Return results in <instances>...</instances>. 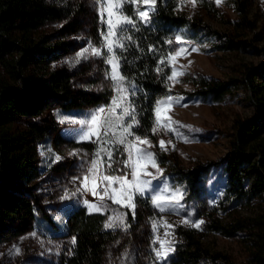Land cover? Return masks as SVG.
Masks as SVG:
<instances>
[{
    "label": "rangeland",
    "instance_id": "obj_1",
    "mask_svg": "<svg viewBox=\"0 0 264 264\" xmlns=\"http://www.w3.org/2000/svg\"><path fill=\"white\" fill-rule=\"evenodd\" d=\"M76 3L82 9L76 31L67 36L61 35L59 29L63 22H50L39 30L41 34L49 35L53 42L70 45V50L52 65L71 74L68 101L53 102L38 116L19 119L12 125L13 130L29 128L32 132L36 143L35 194L49 220L37 215L27 233L1 241L0 264H60L62 256H67L74 245V235L80 231L94 230L107 231L113 237L106 245L102 264H163L172 251L166 252V258L157 257L155 249L160 248L157 239L170 242L173 249L175 227H193L197 220L204 222L199 228H193L199 231L205 247L225 254L234 262L244 261L254 230L245 226L225 234L209 228V225L217 221L221 227L228 228L235 222L264 214L263 201L257 197L250 198L247 184L239 196L228 202L225 198L228 186L225 157L235 141L236 123L250 120L255 112L241 79L246 67H258L264 62V0H252L246 20L242 22L233 7V0H222L219 5L215 0H197L195 6L191 0H177L180 13L201 20L214 33L203 27H183L175 34V37L181 35L188 43H177L174 37L172 51L183 47L188 54L176 61L168 58L170 74L175 65L178 82L167 81L168 93L161 100L180 98L169 113L174 122L172 127L180 135L158 129L155 133L151 131L154 141L147 137L152 147L142 145L146 151L155 153L156 162L163 173L161 176L155 168H149L156 179H144L151 180L155 185L158 194L168 202L165 204L168 210L160 212L151 199L154 193L148 191L144 196L137 193L134 197V214L130 208L122 207L107 198L101 201L98 196L85 191L82 181L76 179L91 167V162L97 159V152L104 160L100 165L101 172L121 175L129 171L124 167L128 156L127 145L115 142L122 129L114 127L116 136L109 134L102 137L101 141L95 138L81 140L78 139L82 130L80 124L69 123L68 120L60 122L61 117L73 121L88 119L91 114L103 108L105 112L99 122L110 120L116 125V117L122 116L124 107L130 105L129 95L133 90L125 79L123 87L126 91L120 94L116 92L115 82L106 78L110 65L102 56L92 55L91 51L83 57L77 56L90 43L94 47L101 46V32L106 30V25L101 23L99 6L95 0H77ZM206 3L209 8H204ZM236 22H240L237 27L234 26ZM193 48L198 50L193 51ZM102 52H107V49L102 48ZM200 76L222 82L232 81V86L221 100L202 98L193 82ZM120 95L125 99L120 101L119 107L113 109V101ZM130 120L129 116L123 117L124 123ZM89 126H83V130ZM128 139L133 140L134 137ZM161 139L171 141L167 151L160 148ZM101 149L112 153L111 168L107 167V152ZM57 155L61 157L59 161L55 160ZM160 155L166 157L163 165L160 164ZM173 165L182 169L208 165V173L203 180V197L205 208L211 209L209 216L195 212L192 202L186 198L185 186L177 181L171 171ZM77 188L80 191L77 192ZM162 188L164 190L160 191ZM102 189L103 181L100 182L99 190ZM65 192L68 198L62 199ZM73 192L76 194L72 195ZM177 200L178 204L175 203ZM110 223L114 226H106ZM166 224L171 227H166ZM33 233L37 235L33 236ZM13 245L21 249L19 254H10L14 252ZM126 253L131 259H125Z\"/></svg>",
    "mask_w": 264,
    "mask_h": 264
},
{
    "label": "trees",
    "instance_id": "obj_2",
    "mask_svg": "<svg viewBox=\"0 0 264 264\" xmlns=\"http://www.w3.org/2000/svg\"><path fill=\"white\" fill-rule=\"evenodd\" d=\"M77 0H0V242L27 233L37 215L49 220L36 198V143L29 128L12 129L22 118L38 116L53 102H67L71 88V74L54 68L53 63L70 50L68 43L52 41L39 32L50 22H63L61 35L77 30L78 16L82 13ZM252 0H233V7L246 20ZM135 5L125 4L126 15L133 16L136 24L126 25V33L119 37L124 48L115 47L120 57V70L133 90L129 103L135 109L138 124L132 131L154 141L151 133L156 102L168 93L170 74L168 54L174 47L179 28L212 29L201 20L177 10V0H158L151 20L145 23L134 15ZM209 8V5L204 6ZM240 22L234 23L237 27ZM125 37H130L127 39ZM171 40L172 43H168ZM236 48V45L234 46ZM164 63H161V61ZM159 69V70H158ZM202 98L221 100L232 86L200 76L193 81ZM241 83L249 93L255 112L252 118L235 126V141L225 157L228 175L226 201L239 196L247 184L250 198L264 203V62L258 67L244 69ZM166 163L160 155V164ZM208 165L182 169L173 165L171 171L185 186L186 198L195 212L209 216L205 208L203 180ZM249 226L254 230L247 257L234 262L219 251H211L201 241L199 231L190 226L175 227V243L171 255L163 264H264V214L221 227L214 221L209 228L231 233ZM75 242L60 264H102L107 243L113 238L107 231H80Z\"/></svg>",
    "mask_w": 264,
    "mask_h": 264
},
{
    "label": "snow or ice",
    "instance_id": "obj_3",
    "mask_svg": "<svg viewBox=\"0 0 264 264\" xmlns=\"http://www.w3.org/2000/svg\"><path fill=\"white\" fill-rule=\"evenodd\" d=\"M222 0H215V3L219 5ZM95 3L99 6V16L101 23L106 25V30L101 32L102 44L100 47H94L89 44L88 48H85L82 52L77 53V56L83 57L85 53L91 51L92 55L102 56L104 61L110 65V71L106 72V78L111 79L115 82V89L118 94L126 91L124 89L123 84L126 79L124 73L120 70V57L116 55L115 47L119 46L120 48H124L123 43H121L119 37L122 33H126L128 28L126 25H132L135 27L136 21L133 16L126 15L124 12L125 4L135 5L134 15H138L140 20L145 23H149L151 20L150 13H154L156 11V6L158 4V0H95ZM193 6L196 5L197 0H191ZM141 6H143V10H141ZM130 39V37H125ZM175 41L180 44L188 43L181 35H177L175 37ZM168 43H172L171 40ZM102 48H106L107 52H102ZM198 49L193 48V51ZM108 53L112 55L109 56ZM186 48L176 49L168 54V58L170 61H176L179 57L187 55ZM79 63V60L75 61ZM161 63H164L162 60ZM159 70V69H158ZM178 73L176 71L175 65H173V70L171 74L167 77L168 80H171L173 83L178 82L177 78ZM125 97L123 95L118 96V99L113 101V109L120 106V101L124 100ZM180 98H172L168 97L164 100H159L156 102V105L153 109L154 115V127L152 128L153 133H155L158 129H166L170 132H176L177 135H180L177 129L172 127L174 123L171 120L169 115L172 106L175 102H178ZM187 106V105H183ZM130 105L124 107L123 115L117 116V124L113 125L110 120H104L103 123L99 121L103 119L102 114L105 112V109L101 108L97 113L91 114L88 119H81L79 121L69 120L68 117H61V123L65 120H68L69 123H78L82 126V130L79 132L78 139H87L92 140L95 138L96 141H101L102 137L116 136V132L114 131V127H119L122 129V132L119 136L116 137V143L126 144L127 145V153L128 156L124 161V167L129 169L128 172H125L121 175H111L106 174V172H101L100 165L104 163L103 158L100 156V153L97 152V159L91 162V167L87 169L86 173L82 177H77V180L82 181V186L85 191L90 192L93 196H98V198L103 201L105 198L111 200L113 203L119 204L122 207L130 208L135 212V203L134 197L138 193L140 196H144L146 192L151 191L154 194L151 199L154 205L159 209L160 212L167 211L168 209L165 207V204L168 203L164 201L163 198L158 194L155 185L151 183V180L144 179V177H152V179H156L155 175L149 171V168H155L157 172H160L162 176L163 173L159 169V165L156 162L155 153L146 151L142 145H147L149 148L152 147V142L147 138H142L139 135H136L134 131H132L133 125L138 124V121L135 119V115L133 114L135 109H130ZM59 115V114H58ZM129 116L131 120L127 123L123 122V117ZM91 125L87 128V130H83V126ZM128 137H134L133 140H129ZM171 144V141H165L163 139L159 140V146L162 150L167 151L168 145ZM174 147V145H173ZM102 151L107 152L108 163L107 167L111 168V160L112 153L107 151L106 149H101ZM75 154V153H73ZM41 155H44L41 152ZM61 159L60 156H55V160L59 161ZM129 176H131V180H129ZM103 181V189L100 191V182ZM164 189H160L163 191ZM76 191H80V188H77ZM179 192V190H176ZM76 193L73 192L72 195ZM68 198V193L65 192V195L62 199ZM87 203V201H86ZM175 203H179L177 200ZM90 207H95L94 205H90ZM117 219H121V217H117ZM187 222V221H185ZM204 222L202 220H197L193 223V227L199 228ZM108 227H112L111 223L106 225ZM166 227H171L170 225H165ZM36 236V233L32 234ZM167 235V233H165ZM73 242H75V238H73ZM157 242L160 244L159 249H155L156 256L160 258H166V252L172 251V247L170 242L161 241L157 239ZM168 244V247L165 248V244ZM14 252H10V254H19L21 249L13 245ZM125 259H131V257L126 253Z\"/></svg>",
    "mask_w": 264,
    "mask_h": 264
}]
</instances>
